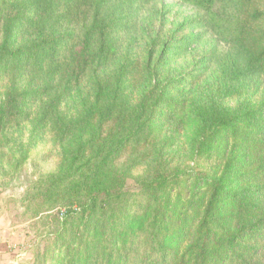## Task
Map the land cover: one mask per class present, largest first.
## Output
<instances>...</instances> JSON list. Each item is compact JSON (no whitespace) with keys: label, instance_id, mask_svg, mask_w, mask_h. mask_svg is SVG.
<instances>
[{"label":"rangeland","instance_id":"rangeland-1","mask_svg":"<svg viewBox=\"0 0 264 264\" xmlns=\"http://www.w3.org/2000/svg\"><path fill=\"white\" fill-rule=\"evenodd\" d=\"M105 3L106 39L91 30L87 67L78 71L76 55L94 10L0 0V43L8 39L17 48L65 37L54 58L52 52L24 64L0 58V264H173L187 240L170 233L153 245L146 226L160 208L170 221L186 209L193 180L181 173L221 169L226 159L207 155L197 125L213 109L264 101V73H247L249 54L238 42L194 24L200 9L193 4ZM245 147L231 146L230 158ZM158 171L178 175L161 202L136 182ZM84 178L87 191L72 186ZM94 183H124L125 193L93 207ZM232 213L235 223L242 210ZM113 235L120 243L115 254L106 246ZM62 249L61 256L70 250L77 256L58 263Z\"/></svg>","mask_w":264,"mask_h":264},{"label":"trees","instance_id":"trees-1","mask_svg":"<svg viewBox=\"0 0 264 264\" xmlns=\"http://www.w3.org/2000/svg\"><path fill=\"white\" fill-rule=\"evenodd\" d=\"M55 1L62 2L71 9L82 8L86 12L94 10L92 25L85 33L83 46L77 52L75 60L78 71H84L89 60L87 49L91 30L99 32L103 41L106 39L108 32L102 14L105 2L109 0ZM131 1L136 0H120L124 3ZM183 1L200 9V13L193 20L194 24L213 28L222 37L234 40L244 47L249 54L246 66L248 74L264 73V0ZM188 36L195 38L197 35L191 33ZM63 42H65L63 36H46L33 45L16 48L5 39L0 43V58L7 60L9 64L32 63L38 54L42 53L52 52L51 58H54L59 54L57 47ZM5 70L8 71V66H5ZM151 93L152 91H149L148 94ZM185 101V99L181 101L179 108L184 106ZM158 102L166 101L161 98ZM209 112L207 119H201L197 125L203 134L200 145L205 147L207 155L216 151L218 157L226 158L223 166L221 169L213 168L212 171L195 170L194 176L181 173L193 180L189 190L194 193L186 198V209L180 212L173 211L175 215L171 217L172 221L167 220L165 211L159 212L161 206L156 207L160 209L153 216L154 220L145 228L151 230L152 236L148 237V241L158 245L163 242L161 237L163 236L162 239L165 240V235L170 233L187 240L185 245L180 244L173 264H186L188 256L191 261L187 264H210L212 259V264H264V162L260 154L264 153V101L253 107H240L234 110L217 108ZM238 141H243L246 147L236 159H232L230 147ZM81 153L82 150L74 153L68 169L76 165ZM177 178L176 173L158 171L152 178L139 179L136 182L141 193L148 195L155 202H161L163 196L160 194L169 190L172 185L175 188L178 184ZM87 179L72 181L74 182L72 186L76 188L79 185L87 191L89 186L85 185L88 183ZM94 184L97 187L92 190L94 192L90 198L93 207L98 205L97 202L100 206L109 204L110 200L119 199L125 193L124 183L107 188ZM189 208L197 215H193ZM240 208L242 215L237 217L235 223L232 222L234 220L232 218L229 221L232 212ZM99 220H102V217ZM118 224L122 226V220H119ZM106 242L109 243L106 246L114 251L111 253H118L120 244L118 235H113L112 239ZM214 250L219 252L214 254ZM63 252L62 249L58 255V263L77 256L75 250L61 256ZM134 264H137V261Z\"/></svg>","mask_w":264,"mask_h":264}]
</instances>
